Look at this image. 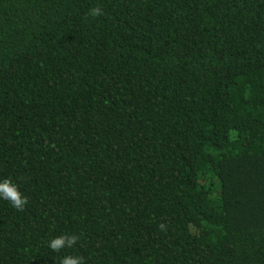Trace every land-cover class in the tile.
Returning <instances> with one entry per match:
<instances>
[{
	"label": "trees",
	"instance_id": "1",
	"mask_svg": "<svg viewBox=\"0 0 264 264\" xmlns=\"http://www.w3.org/2000/svg\"><path fill=\"white\" fill-rule=\"evenodd\" d=\"M5 178L0 264H264V0H0Z\"/></svg>",
	"mask_w": 264,
	"mask_h": 264
},
{
	"label": "clouds",
	"instance_id": "2",
	"mask_svg": "<svg viewBox=\"0 0 264 264\" xmlns=\"http://www.w3.org/2000/svg\"><path fill=\"white\" fill-rule=\"evenodd\" d=\"M103 15L104 11L101 6H93L86 13L85 20L88 18L95 19ZM0 199L10 202L13 208L18 211H23L25 205L28 204V197L20 191L19 186L11 178L0 180ZM166 227L164 223H160L159 225L161 231H165ZM79 241L80 237L78 235L65 233L50 239L48 247L53 252L59 254L65 248H73ZM59 264H85V262L81 256L64 255L59 259Z\"/></svg>",
	"mask_w": 264,
	"mask_h": 264
}]
</instances>
